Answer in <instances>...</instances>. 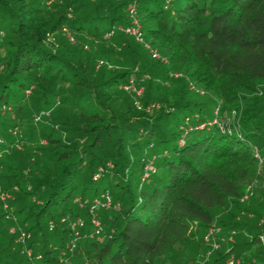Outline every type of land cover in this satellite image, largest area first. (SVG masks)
<instances>
[{"label": "trees", "instance_id": "trees-1", "mask_svg": "<svg viewBox=\"0 0 264 264\" xmlns=\"http://www.w3.org/2000/svg\"><path fill=\"white\" fill-rule=\"evenodd\" d=\"M133 2L166 61L111 34ZM134 75L142 95L124 87ZM57 102L52 125L23 122ZM2 137L0 186L20 224L0 232V264H167L197 222L205 254L218 214L209 264H264V0H0ZM103 193L102 232L90 206Z\"/></svg>", "mask_w": 264, "mask_h": 264}, {"label": "rangeland", "instance_id": "rangeland-1", "mask_svg": "<svg viewBox=\"0 0 264 264\" xmlns=\"http://www.w3.org/2000/svg\"><path fill=\"white\" fill-rule=\"evenodd\" d=\"M119 31H125V32H127L125 29H124V26H118V27H116V32L114 31L113 33H115V35L117 34V32H119ZM127 33H129V32H127ZM75 34V33H74ZM132 34V33H131ZM114 35V36H115ZM132 35H134V34H132ZM143 35L147 38V36H146V34L145 33H143ZM109 36H111V35H109ZM135 36V35H134ZM136 37V36H135ZM148 39V38H147ZM86 48L87 49H90V44L89 43H86ZM155 48H157V47H155ZM158 49V48H157ZM159 50V49H158ZM160 51V50H159ZM110 65L111 66H114V67H116V66H118V64L116 63V62H114V61H110ZM119 67V66H118ZM33 93V91H32V89H28L27 90V94H32ZM144 96V95H143ZM142 103V102H141ZM60 103H56L54 106H53V108H48V109H43V110H41L40 112H36V111H34V112H32V116H31V118H24V121L23 122H25V123H28L29 121H27L28 119L30 120V124H32V123H34L35 125H37V127H40V123L41 122H44V123H46V124H50V125H52L53 124V121L51 120V117H52V111H53V109H55V108H57V107H59L58 105H59ZM154 105H158V102L157 103H153V107H154ZM153 107H151V109L153 108ZM150 108V107H149ZM3 109H5L3 112H5L6 113V108L5 107H3ZM8 109H11V107L10 106H8ZM215 112H219V106H216V110H215ZM12 116L13 117H15V119H18V117H17V115H16V113L14 112V111H12ZM227 118H226V120H228V121H230L231 123H233L234 124V115L232 116V115H228V116H226ZM224 120V117L222 116L221 117V120ZM27 126V124H25L23 127L21 126V125H19V124H16L15 126H12V128H11V131H12V133H13V135H14V139H15V141L12 143V144H16V146L19 148V149H23V147L25 146V141H24V136L26 135V133H25V131H24V127H26ZM57 126V125H56ZM0 142L1 143H6L7 144V142L5 141V138L4 137H2V138H0ZM41 143H45V140H43ZM12 146V145H11ZM11 146H10V148H4V149H2L1 151H2V155H1V157H0V161L2 160V159H5L6 157V153H7V151H10L11 150ZM259 147V146H258ZM5 157V158H4ZM27 160V159H26ZM26 160H25V163H26ZM25 163H23V165L25 164ZM27 165H29V163H27ZM27 165H25V166H27ZM28 168H27V170H29L30 169V166H27ZM261 181V180H260ZM259 181V182H260ZM257 183V181L255 182V184ZM255 184H253V186L255 185ZM258 184V183H257ZM263 185H264V183H263ZM3 185H1L0 186V191H3V190H5V189H3ZM258 189V188H257ZM257 189H256V191H257ZM5 191H8V192H10L9 190H5ZM12 194V193H11ZM12 195H14V194H12ZM10 201H12V198L11 199H9V204H10ZM11 205V204H10ZM13 208V207H12ZM12 211V210H11ZM9 209L7 210V208L5 207V205L3 204V202H0V215L1 214H3L2 215V217H0V232H8V231H10V230H14L16 227H18L19 226V224H20V221L17 219V218H14V214L11 212ZM4 212V213H3ZM222 215L221 214H218V216L216 217V219L212 222V224H216V225H218V226H220V224H218V220L220 219V217H221ZM27 226H28V224H27ZM99 229L103 232V229H104V223L103 222H101V225H100V227H99ZM200 229H201V227H200V225H199V222H197V223H195V225L193 226V228H192V231H191V233H190V235H191V237L188 239V241L187 242H185V243H183V244H181V245H179V247H178V256H177V258L176 259H173V261L172 260H170L167 264H173L174 263V261H176V264H189L190 262H192L193 264H201V262H202V260L204 259V251H203V248H200V244H198L197 245V241H199L200 242V239H201V235H202V233L204 234V231H203V229L200 231ZM222 230V229H221ZM200 231V232H199ZM221 232V231H220ZM228 236H229V234H228V232H224V235H223V237H222V242H223V244L227 247V245H228V242H227V240H226V237H227V239H228ZM17 238H19V236L17 237ZM73 241H75V238H73ZM194 246L195 247H197L196 249H194ZM28 249V247H25L24 248V250H25V252H27L26 250ZM32 251V250H31ZM197 252V253H196ZM32 253H33V251H32ZM29 255V254H28ZM66 259V257H64L63 258V260H65Z\"/></svg>", "mask_w": 264, "mask_h": 264}, {"label": "built area", "instance_id": "built-area-1", "mask_svg": "<svg viewBox=\"0 0 264 264\" xmlns=\"http://www.w3.org/2000/svg\"><path fill=\"white\" fill-rule=\"evenodd\" d=\"M52 1H55V0H49V2H52ZM128 9H129V12H130V15L132 18V24L124 27V29L127 32L134 34L139 41L144 42L146 47H149L150 50L153 52L154 56L161 57L163 60L166 61L167 59L165 57H162L161 54L158 52V50L151 47L150 44L145 39V36L143 35L142 24H141V21L139 19L138 12H137V4L135 2L131 3L129 5ZM63 30L70 36V38L72 40L75 39L73 34H72V31L70 30L69 27H64ZM114 31L115 30L113 29L111 31V34ZM101 63H104V60H101L99 64H101ZM109 65H110V63H109ZM176 74H178V73H176ZM146 76H148V74ZM136 81H137V77H136V75H134L130 78V81L124 85V87L127 89H133L137 95H142L144 87L137 85ZM181 142H182V139H181ZM255 151H256V155L259 158L261 166H262L264 158L262 157L260 150L257 147H255ZM1 155H2V151L0 150V157H1ZM149 166H151V164L146 165V169ZM261 172H262V169L259 168V173H261ZM15 188H18V186H15ZM252 191H253V183H250L248 185L247 192L243 196V200L248 199L251 196ZM102 195H103V199L96 197L94 202L90 206L91 211L93 212V215H94L92 220L96 226H100V220L97 217L98 209L101 206L109 207V206H111V202H112V197L109 193H103ZM12 197H13V195L11 194V192H8L5 190L0 191V202H3L5 207L7 209H11V210H12V206L9 204V199H11ZM78 200H81V199L79 198ZM52 226H53V223L51 224V227ZM220 231H221V226H218L216 224H212L208 228V230L206 231L204 238L210 246L207 249V251L204 255V259L202 260L201 264H209L208 259L210 258L213 251L218 249L221 246V241H220V237H219ZM30 236H31V233H27L26 231H22V233L20 234L19 240H24ZM260 239H261V242L264 244V232L261 233ZM26 251L29 255H32L31 249L28 248ZM37 257H39V258L42 257V254L38 253ZM240 262H241V259L236 257L234 254L229 256L226 260V264H237ZM189 264H192V262H190Z\"/></svg>", "mask_w": 264, "mask_h": 264}]
</instances>
